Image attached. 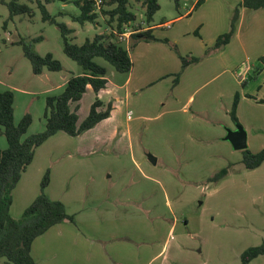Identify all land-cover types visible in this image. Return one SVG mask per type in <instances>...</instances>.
<instances>
[{"label":"rangeland","instance_id":"rangeland-1","mask_svg":"<svg viewBox=\"0 0 264 264\" xmlns=\"http://www.w3.org/2000/svg\"><path fill=\"white\" fill-rule=\"evenodd\" d=\"M19 1L34 13L8 18L0 2V91H13L15 122L31 116L30 134L43 129L46 96L60 93L67 78L83 69L64 53L58 27L42 20L36 0ZM178 1L158 0L156 40H140L130 50L129 73L94 58L106 68L109 84L99 92L88 85L71 108L78 105L80 124L98 97L111 103V119L78 137L59 132L48 138L13 189L10 212L19 218L49 170L46 194L74 216L65 221L71 230L64 234L70 243L65 259L51 250L59 239L52 229L34 242L39 264H241L245 249L264 242V163L245 168L242 150L226 139L240 126L248 150L264 149V99L255 101L264 90V9L241 16L243 0H203L196 7V0ZM46 6L73 30V43L107 28L106 16L97 23L73 21L70 15L79 9L72 0ZM130 7L136 21L126 26L145 27L142 0H130ZM236 12L234 34L215 47ZM19 40L41 56L50 53L62 69L34 74ZM180 56L196 61L182 68ZM241 95L251 101L241 103L239 114ZM0 147H6L1 131ZM222 168L226 175L213 181ZM0 264H7L4 258ZM248 264H264V254Z\"/></svg>","mask_w":264,"mask_h":264},{"label":"trees","instance_id":"trees-1","mask_svg":"<svg viewBox=\"0 0 264 264\" xmlns=\"http://www.w3.org/2000/svg\"><path fill=\"white\" fill-rule=\"evenodd\" d=\"M54 1L56 0H36L37 7L41 11V18L58 27L62 35L64 53L82 67L83 73L70 75L60 93L46 96L43 129L30 134H28V129L32 123L31 116L25 113L18 122H15L13 91L10 89L0 91V131L6 140V147H0V258H4L7 264H37L31 253L33 241L53 225L64 221L74 222V216L67 213L65 204L60 200L50 199L46 194L49 170L45 171L41 179L39 194L24 209L19 218H14L10 212L12 191L22 173L32 162L36 148L48 138L58 132H64L73 137L79 136L109 117L112 109L111 103L105 105L98 97L95 98L88 115L80 124L77 123L78 105L71 108L72 103L82 98L88 85L95 92H99L107 85L106 68L95 62L94 58L101 57L116 71L128 73L132 67L130 50L140 40H156L150 28L144 29L145 27L140 26L142 23L138 24L141 29L131 33L128 46L118 39L117 35L124 31L126 25L136 21V14L130 7V0H105L99 12L95 11L93 3L89 0H72L79 9L78 14L70 15L73 21L81 24L87 21L97 23L101 16L107 17L104 20L107 26L104 32L95 34L92 39H86L82 44L73 43L70 37L73 30L64 22L57 21L56 15L51 14L46 6ZM174 1L177 5L179 4L178 0ZM0 2L8 7V18L34 13V9L19 0H0ZM202 2L203 0H197L195 7ZM242 6L248 9L264 8V0H243ZM142 8V20L150 25L154 14L159 9L158 0H142ZM236 19L237 12L231 20L230 29L217 38L215 47H220L230 40L235 31ZM6 23L7 19L4 26ZM134 29L136 30V27ZM41 38L39 36L32 41L36 42ZM18 43L22 44L23 53L30 61L34 74H42L44 68L51 71L62 69L60 62L50 53L41 56L23 40H19ZM180 58L182 68L196 61L194 57L190 60L181 56ZM174 80L178 82V77L175 76ZM237 98L236 95L232 107V117L235 121H237L235 116ZM104 106L105 109L99 110ZM241 162L247 169L259 167L264 162V149L258 152H251L247 148L242 150ZM226 173L227 168H222L211 179L217 181ZM262 254H264V242L248 247L241 254V264H248Z\"/></svg>","mask_w":264,"mask_h":264},{"label":"crops","instance_id":"crops-1","mask_svg":"<svg viewBox=\"0 0 264 264\" xmlns=\"http://www.w3.org/2000/svg\"><path fill=\"white\" fill-rule=\"evenodd\" d=\"M196 2H197V0H196ZM196 2H195V4H196ZM244 7V6H243ZM248 8H246V7H244V9L243 10H241V16H242V12H246V11H248L247 10ZM260 9H264V8H260ZM259 9V10H260ZM254 11H258V9H255ZM175 19V18H174ZM174 19H172V20H174ZM166 24H170L169 22H165V23H163V24H161L162 26L164 25V26H166ZM158 26V24L157 25H155V24H150V25H147L144 29H146V28H150L151 30H152V32H153V29H154V27H157ZM132 66H133V64H132ZM131 69H132V67H131ZM131 69H130V71H131ZM129 71V72H130ZM128 72V73H129ZM107 78V77H106ZM108 80V79H107ZM130 80H131V78H130V75L125 79V81H124V84L123 85H128L129 84V82H130ZM65 84V83H64ZM64 84H63V86H64ZM109 84V81L107 82V85ZM261 89V88H260ZM258 90V96H257V98L255 99V101H258L259 99H264V90L261 92V90ZM261 92V93H260ZM101 100V99H100ZM114 100L115 101H119V98L118 97H116V98H114ZM244 100H249V101H251L250 100V98H248L246 95H241L240 96V99H239V102H238V107H237V112L240 114V105H241V103L244 101ZM104 104L106 103L104 100H101ZM238 116V115H237ZM111 117H112V110H111V112H110V115H109V117L108 118H106V119H104V120H108V119H111ZM238 118H240V117H238ZM104 120H102V121H104ZM263 121H264V116H263ZM101 122V121H100ZM99 122V123H100ZM97 125V124H96ZM59 133V132H58ZM58 133H56V134H58ZM61 133V132H60ZM55 134V135H56ZM55 135H53V136H55ZM61 135V134H60ZM53 136H51V137H53ZM78 137V136H77ZM35 154V153H34ZM264 163V162H263ZM262 163V164H263ZM48 196L51 198V199H54V197L53 196H51L50 194H48ZM12 214V213H11ZM12 216L14 217V218H16V215H13L12 214ZM69 223L70 222H61V223H58V224H56V225H53L52 227H50L44 234H42L41 236H43V235H47L46 233H49V231H52V229H56L55 231H58V237H59V239H54L53 241H52V245H51V250L52 251H56V252H59L60 254L59 255H57L56 256V258L57 259H59V260H63V259H65V255H66V253H67V249L69 248V245H70V243H69V241H68V239H67V237L65 238V232H67L68 230L69 231H71L70 229H69V227L67 226V225H69ZM57 227V228H56ZM59 227V228H58ZM41 236H38L37 238H39V237H41ZM36 238V239H37ZM36 239L33 241V243H32V247H31V253H32V256L34 257V259H35V261H36V263L37 264H39V262H40V257L38 256V253L36 252L35 253V251H34V242L36 241ZM68 255V254H67ZM67 258H68V256H67ZM91 261V258L89 259V261L88 262H90ZM121 264H122V262H120Z\"/></svg>","mask_w":264,"mask_h":264},{"label":"water","instance_id":"water-1","mask_svg":"<svg viewBox=\"0 0 264 264\" xmlns=\"http://www.w3.org/2000/svg\"><path fill=\"white\" fill-rule=\"evenodd\" d=\"M226 139L231 142L233 148L236 150H244L247 148L246 133L240 126H237L234 130H229ZM147 156L152 164H156L157 159L155 156L152 154H148Z\"/></svg>","mask_w":264,"mask_h":264},{"label":"built area","instance_id":"built-area-1","mask_svg":"<svg viewBox=\"0 0 264 264\" xmlns=\"http://www.w3.org/2000/svg\"><path fill=\"white\" fill-rule=\"evenodd\" d=\"M93 3V6H94V9L96 12H99V9L100 7L102 6L103 2L105 0H89ZM143 23V22H142ZM169 24H166V26H168ZM146 27V26H145ZM141 29L140 26L138 24H136V30L131 28V27H128L126 26L124 28V31L120 34L117 35L118 39L120 40H125L128 38V36L132 33V32H135L137 30Z\"/></svg>","mask_w":264,"mask_h":264}]
</instances>
